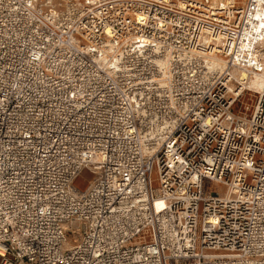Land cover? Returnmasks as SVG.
<instances>
[{
	"label": "built area",
	"instance_id": "built-area-1",
	"mask_svg": "<svg viewBox=\"0 0 264 264\" xmlns=\"http://www.w3.org/2000/svg\"><path fill=\"white\" fill-rule=\"evenodd\" d=\"M234 69L264 78V0H0V264H264Z\"/></svg>",
	"mask_w": 264,
	"mask_h": 264
},
{
	"label": "rangeland",
	"instance_id": "rangeland-1",
	"mask_svg": "<svg viewBox=\"0 0 264 264\" xmlns=\"http://www.w3.org/2000/svg\"><path fill=\"white\" fill-rule=\"evenodd\" d=\"M206 1V0H203ZM227 1V2H226ZM231 0H208V3L214 6H224L228 5ZM233 1V0H232ZM244 0H235L236 6H241ZM222 3V4H221ZM254 85H258L257 82L254 81ZM253 95H249V93L243 92L239 99L234 103V112L240 114L242 116H246L250 114L253 109L256 92L252 90ZM95 178V175L90 171H85L80 178L75 182V186L80 188L81 190H85L88 187L90 181Z\"/></svg>",
	"mask_w": 264,
	"mask_h": 264
},
{
	"label": "bare ground",
	"instance_id": "bare-ground-1",
	"mask_svg": "<svg viewBox=\"0 0 264 264\" xmlns=\"http://www.w3.org/2000/svg\"><path fill=\"white\" fill-rule=\"evenodd\" d=\"M232 1V0H231ZM227 2V1H226ZM222 4V3H221ZM225 6V5H224ZM227 6V5H226ZM233 74L241 81H246L249 84V87L254 90V92L261 91L264 85V78L259 74H250L244 69H234ZM254 81L258 83V85H254Z\"/></svg>",
	"mask_w": 264,
	"mask_h": 264
}]
</instances>
